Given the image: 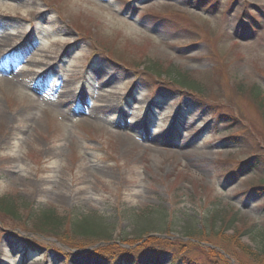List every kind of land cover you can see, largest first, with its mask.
Instances as JSON below:
<instances>
[{
  "label": "rangeland",
  "instance_id": "374dc122",
  "mask_svg": "<svg viewBox=\"0 0 264 264\" xmlns=\"http://www.w3.org/2000/svg\"><path fill=\"white\" fill-rule=\"evenodd\" d=\"M207 1L0 0V195H10L23 216L27 204L166 208L172 219L162 228L150 210L115 227L114 236L134 241L117 248L132 247L144 264H169L181 241L190 264H210L209 248L228 251L220 250V264H262L242 241L261 243L264 196L240 192L264 178L228 177L258 145L264 153V120L247 95L252 85L264 92V0ZM148 58L198 84L197 109L171 79L143 71ZM219 113L248 133L247 149L221 142L231 125L215 124ZM217 199L226 218L236 214L238 234L248 230L241 242L230 231L223 241L211 235L225 223L195 217ZM187 206L189 215L168 223ZM0 225V264H105L88 252L106 243L76 249L80 238L66 225L59 239L6 213ZM27 243L36 251H23ZM159 247V261L145 253Z\"/></svg>",
  "mask_w": 264,
  "mask_h": 264
},
{
  "label": "trees",
  "instance_id": "16d2710c",
  "mask_svg": "<svg viewBox=\"0 0 264 264\" xmlns=\"http://www.w3.org/2000/svg\"><path fill=\"white\" fill-rule=\"evenodd\" d=\"M196 2V4H203L202 1H207V0H193ZM211 1L208 0L207 3ZM247 25H251L252 22H246ZM143 71H151V73L158 75L163 74L166 76V79L171 81H166L169 82L167 84H170L171 89H177L181 92L189 94L192 99V104L194 106H198V103L201 104V99L200 97H196L192 92H195L196 94H199L201 91L197 87L198 84H195L193 80H190L191 78L185 74V73H180L178 71L172 70L171 67H164L158 62H155L151 59H147V62L145 61L143 63ZM169 78V79H168ZM162 79V78H160ZM156 83V82H155ZM161 84V83H160ZM163 85V84H162ZM241 84L238 85L237 88H240ZM247 95L250 97L251 100L257 104L258 109L260 110V115L264 120V92L258 85H252L249 86L247 90ZM199 99V100H198ZM200 107V106H199ZM226 123L231 125V129L225 128L226 134L225 136L223 135L221 142L224 144L232 145L234 147H243L247 149V142H248V133H245L246 131H240L238 128L236 120H233L232 115H228L226 113L222 114L219 113L217 116V119L215 120V124L218 123ZM212 129V125L206 127V130ZM249 145V144H248ZM248 147H251L248 146ZM235 148H231V151H235ZM257 151H252L248 157L243 158L238 160L234 166H232L230 172H229V178H235L237 175H244V174H254V173H259L263 178H264V153H263V146L258 145L257 146ZM240 193H247L249 198H259L261 196H264V180H261V182L251 185L250 188L245 190V192H240ZM222 200H211L203 209V213L196 214L195 217L200 218V221H210L212 224L216 225V221L220 223H225L226 225L222 224L224 229L221 231L218 229H213L211 232L213 234V237H218L223 241L225 238V234L230 231L231 236L233 237L236 242H241V238L243 234L248 231L245 230L243 231L242 235L238 234V218L235 216V213H232L230 217H225L226 212L228 211V208L222 204ZM28 205V204H27ZM23 206L25 208V214H20L19 212V205L13 202V200L10 198V195L7 193L0 195V212L1 213H6L7 215L12 216L16 220H24L31 221V223L34 225L32 228V231L34 233H40V234H47V232H51L54 237L59 239L60 234L58 233L59 229L64 227L65 225L68 226L70 232L74 236H78L80 238L79 243L75 244L73 246L76 249H82L83 246H87V244H92V242H105L107 247H111L112 250L110 251H105L104 246H98L95 247V250L91 249L89 253L90 255H97L101 257V259L104 260L105 264H144L145 261L141 259L140 253H137V251L134 252L132 247H119L117 248V244H119V241H127L128 243H133L134 241L132 240H127L126 238L123 239L120 236H114V232L116 230V225L121 223L122 221H127V222H133L136 218V216L141 213L142 210H150L154 211L156 218H158L160 224L159 228H162L164 226L165 220L169 219L170 217V212L167 211L166 208H161V207H156L153 205H136L137 208L134 209V211L127 210L124 207H117V209L109 207V209H106L107 211H100L99 209L97 210H89L87 211L86 209L80 210L78 207H70V209H65L63 211H58V208H54L51 206L45 205H38L34 206L33 204H29V206ZM175 208H173L174 210ZM177 213H174V218L173 221L171 220L172 217H170V221L168 222L169 224L173 222H181V219L184 215H189V212H192L193 208L191 206L183 207V208H177ZM103 210V209H102ZM110 211V212H109ZM176 215V216H175ZM224 215V216H223ZM203 227V226H201ZM4 230L3 227L0 225V232ZM206 228H201L202 233H205ZM7 232V231H6ZM149 234V233H146ZM229 235V234H228ZM64 239L65 236L63 235ZM119 239V240H118ZM159 240L160 242H167L166 240L169 239H157L154 236H149L146 240L147 241H153ZM27 241V240H25ZM66 241L67 243L65 245L69 246V249H74L71 247V244L73 243L71 240H63ZM174 241H178L177 238L172 239L170 241L171 245L173 244ZM193 241H189L191 244ZM187 242H179L177 243L178 249L175 251L171 252L170 251V257H169V264H190L191 260H189L188 255L184 254V251L181 253L179 249L183 248H188ZM244 244V247L252 253V255L257 258L258 261L262 262L264 264V233H262V239L261 243H255L258 247V249H255L252 243H246L245 240L242 241ZM145 244H147L145 242ZM151 244V243H148ZM195 244V243H194ZM23 246V243L19 244ZM30 243H27V246L21 247L23 251L26 253H32L31 251H36L34 247L30 245ZM19 247V246H18ZM148 247V246H147ZM256 247V248H257ZM142 249V248H140ZM219 249V248H218ZM225 253H228V251L224 248H221ZM217 249H210L211 251L208 252L207 254V259L210 262V264H220L221 261H225L224 257L222 255V252H220ZM75 250V249H74ZM160 250H163V248H155V251L151 252H145L146 254H151L154 255L153 259L156 261L160 260V257L158 254ZM166 252V251H164ZM67 256L69 257L75 254L73 251L67 252ZM77 253V250H76ZM79 254V253H77ZM140 254V255H139ZM81 255V254H79ZM94 257V256H90ZM193 264H201L200 262H195Z\"/></svg>",
  "mask_w": 264,
  "mask_h": 264
}]
</instances>
